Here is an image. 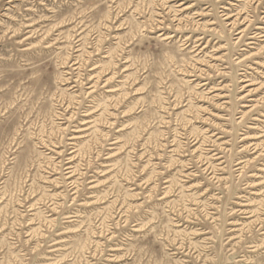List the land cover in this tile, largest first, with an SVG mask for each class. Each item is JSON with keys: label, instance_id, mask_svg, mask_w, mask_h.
Masks as SVG:
<instances>
[{"label": "rangeland", "instance_id": "1", "mask_svg": "<svg viewBox=\"0 0 264 264\" xmlns=\"http://www.w3.org/2000/svg\"><path fill=\"white\" fill-rule=\"evenodd\" d=\"M0 264H264V0H0Z\"/></svg>", "mask_w": 264, "mask_h": 264}]
</instances>
